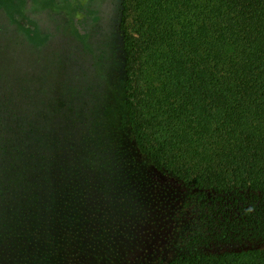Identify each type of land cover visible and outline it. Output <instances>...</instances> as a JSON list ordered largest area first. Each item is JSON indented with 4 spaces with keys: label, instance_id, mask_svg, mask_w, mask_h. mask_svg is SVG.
<instances>
[{
    "label": "trees",
    "instance_id": "trees-1",
    "mask_svg": "<svg viewBox=\"0 0 264 264\" xmlns=\"http://www.w3.org/2000/svg\"><path fill=\"white\" fill-rule=\"evenodd\" d=\"M0 264H264V0H0Z\"/></svg>",
    "mask_w": 264,
    "mask_h": 264
}]
</instances>
